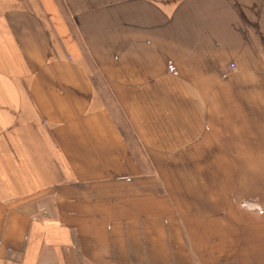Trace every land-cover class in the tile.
Returning <instances> with one entry per match:
<instances>
[{"label": "crops", "instance_id": "obj_1", "mask_svg": "<svg viewBox=\"0 0 264 264\" xmlns=\"http://www.w3.org/2000/svg\"><path fill=\"white\" fill-rule=\"evenodd\" d=\"M0 264H264V0H0Z\"/></svg>", "mask_w": 264, "mask_h": 264}, {"label": "rangeland", "instance_id": "obj_2", "mask_svg": "<svg viewBox=\"0 0 264 264\" xmlns=\"http://www.w3.org/2000/svg\"><path fill=\"white\" fill-rule=\"evenodd\" d=\"M67 14L72 13L74 9H82L91 5H97L98 3L107 0H59Z\"/></svg>", "mask_w": 264, "mask_h": 264}, {"label": "built area", "instance_id": "obj_3", "mask_svg": "<svg viewBox=\"0 0 264 264\" xmlns=\"http://www.w3.org/2000/svg\"><path fill=\"white\" fill-rule=\"evenodd\" d=\"M231 67H233V64H231ZM168 72L172 75H177L178 71L176 70V68L174 66H169L168 68ZM244 207H248L246 202H243L242 204Z\"/></svg>", "mask_w": 264, "mask_h": 264}]
</instances>
